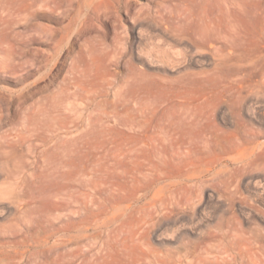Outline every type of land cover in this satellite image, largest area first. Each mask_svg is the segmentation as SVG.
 Instances as JSON below:
<instances>
[{
  "label": "rangeland",
  "instance_id": "obj_1",
  "mask_svg": "<svg viewBox=\"0 0 264 264\" xmlns=\"http://www.w3.org/2000/svg\"><path fill=\"white\" fill-rule=\"evenodd\" d=\"M161 22L189 28L197 49L164 35ZM241 55L253 63L238 67ZM263 75L264 0H0V264L79 263L55 234L56 171L73 142L89 143L93 159L107 126L148 106L147 96L186 91L264 130V106L252 99L247 114L236 99L264 92ZM229 112L206 147L183 144L166 179L107 217L95 264H264V171L239 177L224 161L237 142L264 136L237 139L239 114Z\"/></svg>",
  "mask_w": 264,
  "mask_h": 264
},
{
  "label": "bare ground",
  "instance_id": "obj_2",
  "mask_svg": "<svg viewBox=\"0 0 264 264\" xmlns=\"http://www.w3.org/2000/svg\"><path fill=\"white\" fill-rule=\"evenodd\" d=\"M185 16L182 15V17ZM163 23L165 22L163 21ZM188 30L189 28L184 27L182 24H174V26L164 25L163 29H161L164 35L169 36L176 43H184L197 49L196 47L199 45L193 40ZM213 30L209 26L201 27L203 35H206L207 38L213 36ZM204 48L201 47L200 49ZM200 51L202 52V50ZM215 60H220V58ZM221 60L223 59L221 58ZM221 60L220 62L222 63ZM240 60L242 62L237 64L238 67L248 66L253 63L244 55H241ZM215 66H217V62ZM258 81L260 82V80ZM249 84L257 85L255 82ZM248 87L247 89H250ZM186 92L172 94L171 96L166 94V96H161V94L147 96L146 99L150 100L148 106L139 108L134 113L126 114L115 125L107 126L103 142V153L93 159L83 153L85 148H89V143L87 142H73L72 146L66 151L65 157L56 171L59 189L56 194L58 223L55 234L57 236V245L61 248L68 246L71 256L80 260L77 264H95L100 262L99 259L106 249L104 246L106 244L100 237L101 229L108 225L111 220L110 217L113 220H118L126 210L130 209L131 204L137 202L140 198L137 195L138 192L151 183L167 178V166L174 160L181 159L186 154V151L182 148L183 144L196 145L200 148L206 147L210 141V136L219 130L217 123H215L216 119L220 118L222 121L232 119L230 112L234 110L231 111L230 108L233 106L231 107L229 103H232V101L228 102L230 106L227 104L230 108H222V105H213L209 101L204 103L196 102L198 98ZM240 92L236 95L237 104L239 103V108L247 114L249 113L248 104L253 101L252 99L264 106V99L260 96L264 93L263 91H260V95L256 94L258 90L255 92L249 91L250 94L252 93L251 96L253 98L248 95L249 93L246 95L241 94L246 92V88L244 92ZM227 99L229 100L230 98ZM222 103H224V100ZM233 103H236V101ZM228 112L230 116H228ZM234 112L232 113L234 114ZM237 114H239L238 111ZM240 114L235 119V124H232L235 125L233 132L237 139L240 135H250L254 138L264 136V130L249 127L250 121L247 122V118L241 117ZM251 117L257 118L254 109ZM115 135H118V138H115ZM224 161L226 164L231 165L230 171L233 174L239 176L242 173L253 172L249 176L254 177V174H257L256 172L264 171V141L237 142L234 155ZM83 185L86 186V191L80 192L79 188ZM122 202H126V204L122 206ZM209 233L212 236V233ZM81 244L82 246H79ZM64 256L65 254L62 253V257Z\"/></svg>",
  "mask_w": 264,
  "mask_h": 264
}]
</instances>
